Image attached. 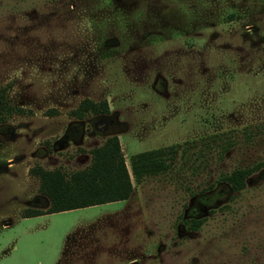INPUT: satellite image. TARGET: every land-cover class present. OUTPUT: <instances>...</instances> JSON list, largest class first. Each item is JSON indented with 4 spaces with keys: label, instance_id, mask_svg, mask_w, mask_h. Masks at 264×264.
Segmentation results:
<instances>
[{
    "label": "rangeland",
    "instance_id": "obj_1",
    "mask_svg": "<svg viewBox=\"0 0 264 264\" xmlns=\"http://www.w3.org/2000/svg\"><path fill=\"white\" fill-rule=\"evenodd\" d=\"M0 96V264H264V0H0ZM111 136L128 199L22 217Z\"/></svg>",
    "mask_w": 264,
    "mask_h": 264
},
{
    "label": "trees",
    "instance_id": "obj_2",
    "mask_svg": "<svg viewBox=\"0 0 264 264\" xmlns=\"http://www.w3.org/2000/svg\"><path fill=\"white\" fill-rule=\"evenodd\" d=\"M2 97L0 96V103ZM106 102L96 104L84 100L73 111L77 118L83 116L84 111L95 114L107 111ZM3 112H11L10 106L2 104ZM3 113L0 111V121ZM164 151L162 149L138 153L131 158L133 175L138 178L142 174H151L164 170ZM91 163L83 170L75 171L69 176L60 170H45L33 167L30 173L39 179V191L49 201L44 209H26L22 217H32L42 214L72 210L77 208L95 206L99 204L122 201L129 198L132 192V182L128 173L119 140L116 136L108 137L105 142L92 149ZM250 169L237 168L226 175L225 180L233 190L244 187L246 176ZM192 227H196V221Z\"/></svg>",
    "mask_w": 264,
    "mask_h": 264
},
{
    "label": "flooded vegetation",
    "instance_id": "obj_3",
    "mask_svg": "<svg viewBox=\"0 0 264 264\" xmlns=\"http://www.w3.org/2000/svg\"><path fill=\"white\" fill-rule=\"evenodd\" d=\"M106 122H108L107 124H109V123H110V121H106Z\"/></svg>",
    "mask_w": 264,
    "mask_h": 264
}]
</instances>
